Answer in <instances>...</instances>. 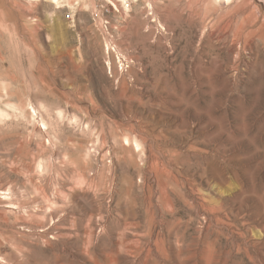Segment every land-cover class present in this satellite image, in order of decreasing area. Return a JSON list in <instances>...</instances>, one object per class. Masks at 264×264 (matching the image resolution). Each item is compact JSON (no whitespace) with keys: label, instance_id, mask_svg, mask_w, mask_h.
Here are the masks:
<instances>
[{"label":"rangeland","instance_id":"rangeland-1","mask_svg":"<svg viewBox=\"0 0 264 264\" xmlns=\"http://www.w3.org/2000/svg\"><path fill=\"white\" fill-rule=\"evenodd\" d=\"M0 264H264V0H0Z\"/></svg>","mask_w":264,"mask_h":264}]
</instances>
